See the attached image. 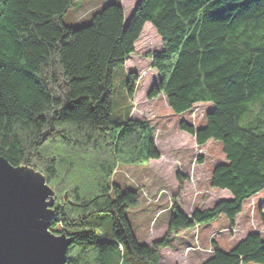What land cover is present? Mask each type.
I'll return each instance as SVG.
<instances>
[{
  "label": "trees",
  "instance_id": "1",
  "mask_svg": "<svg viewBox=\"0 0 264 264\" xmlns=\"http://www.w3.org/2000/svg\"><path fill=\"white\" fill-rule=\"evenodd\" d=\"M74 1L0 0V155L40 170L62 200L50 230L72 237L65 264H129L128 256L150 264L180 230L221 215L234 226L244 201L264 189V0H138L128 20L120 0H109L79 27L62 19ZM146 22L162 43L148 53L159 74L148 95L165 94L175 113L213 105L202 125L181 120L179 128L199 145L220 141L226 161L213 166L211 184L231 194L190 215L174 205L165 234L150 244L138 241L126 214L138 191L110 182L116 164L160 156L151 124L130 117V105L111 116L114 70ZM137 79L127 75L129 99ZM101 213L109 232L90 219ZM259 215L264 223L263 205ZM241 263L264 264L260 232L226 251L214 244L200 264Z\"/></svg>",
  "mask_w": 264,
  "mask_h": 264
},
{
  "label": "rangeland",
  "instance_id": "2",
  "mask_svg": "<svg viewBox=\"0 0 264 264\" xmlns=\"http://www.w3.org/2000/svg\"><path fill=\"white\" fill-rule=\"evenodd\" d=\"M107 1L109 0H75L62 19L71 26H83L90 22L91 14ZM137 1L120 0L126 20ZM161 49V38L157 30L150 22H146L134 43V52L124 65L114 70L111 89V116L120 118L130 105V117L145 119L151 124L154 143L160 153L159 158L137 164L118 163L110 178V182L118 183L121 188L138 191V205L130 207L126 214L136 236L149 244L165 234L170 210L174 205L190 215L195 207H211L218 200L231 196L229 190L219 189L211 184L213 166L226 161L220 141L210 139L199 145L194 135L179 128L181 120L190 122L195 127L202 125L207 111L213 105L209 102H198L189 111L175 113L168 105L165 94L160 93L152 98L148 95L159 79L157 70L152 68L148 53ZM129 72H135L138 76L135 92L130 99L127 98L125 89ZM252 114L253 111L244 121L251 119ZM58 168L59 173H62L63 167ZM50 187L54 191L51 185ZM54 201H57L58 207H63L62 200L55 193ZM54 203L52 208L49 207L54 209L53 220L56 217ZM261 205L264 206V189L244 201L234 226H230L226 217L221 215L215 221L206 225H195L192 229H187V232L180 230V233L171 237L172 246L160 248V257L158 254L154 256L150 264H156L155 259L161 264H200L213 254L214 244L226 251L251 230L260 232L264 237V223L259 215ZM90 219L100 221L99 227L109 232L108 213L96 214ZM127 258L129 264H149L131 256ZM112 264L118 263L114 261Z\"/></svg>",
  "mask_w": 264,
  "mask_h": 264
},
{
  "label": "water",
  "instance_id": "3",
  "mask_svg": "<svg viewBox=\"0 0 264 264\" xmlns=\"http://www.w3.org/2000/svg\"><path fill=\"white\" fill-rule=\"evenodd\" d=\"M53 202L43 173L0 155V264H65L72 237L50 230Z\"/></svg>",
  "mask_w": 264,
  "mask_h": 264
},
{
  "label": "snow or ice",
  "instance_id": "4",
  "mask_svg": "<svg viewBox=\"0 0 264 264\" xmlns=\"http://www.w3.org/2000/svg\"><path fill=\"white\" fill-rule=\"evenodd\" d=\"M3 174H4V171H3ZM12 175H14V176H16V177H19V178H21V179H28L26 176H24V174H22V173H13ZM31 180H32V182L34 183V184H36V185H38V181H36V179L35 178H31Z\"/></svg>",
  "mask_w": 264,
  "mask_h": 264
},
{
  "label": "crops",
  "instance_id": "5",
  "mask_svg": "<svg viewBox=\"0 0 264 264\" xmlns=\"http://www.w3.org/2000/svg\"><path fill=\"white\" fill-rule=\"evenodd\" d=\"M129 15H130V13H129ZM226 198H229V197H226ZM206 225V224H205ZM167 226H168V222H167ZM185 231L184 232H187V229H184ZM180 233V232H179ZM178 234V233H177ZM176 234V235H177ZM138 238V237H137ZM138 241L139 242H142V243H145V244H149L148 242H146V241H144V240H141L140 238H138ZM158 255H159V257H160V249L158 250ZM167 264H169V263H167Z\"/></svg>",
  "mask_w": 264,
  "mask_h": 264
},
{
  "label": "bare ground",
  "instance_id": "6",
  "mask_svg": "<svg viewBox=\"0 0 264 264\" xmlns=\"http://www.w3.org/2000/svg\"><path fill=\"white\" fill-rule=\"evenodd\" d=\"M51 208H52V206H51ZM52 221H53V219L51 220V223H52Z\"/></svg>",
  "mask_w": 264,
  "mask_h": 264
}]
</instances>
